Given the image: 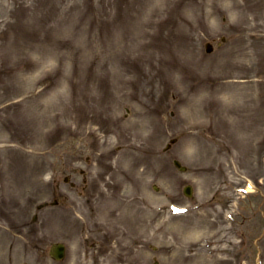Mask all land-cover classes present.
<instances>
[{"label": "rangeland", "instance_id": "374dc122", "mask_svg": "<svg viewBox=\"0 0 264 264\" xmlns=\"http://www.w3.org/2000/svg\"><path fill=\"white\" fill-rule=\"evenodd\" d=\"M248 180L264 194V0H0V264H264Z\"/></svg>", "mask_w": 264, "mask_h": 264}, {"label": "water", "instance_id": "95a60500", "mask_svg": "<svg viewBox=\"0 0 264 264\" xmlns=\"http://www.w3.org/2000/svg\"><path fill=\"white\" fill-rule=\"evenodd\" d=\"M62 250H63V249H62V247H61V248H59L58 251H56V255H55V256H56L57 258H61V257L63 256V252H62Z\"/></svg>", "mask_w": 264, "mask_h": 264}]
</instances>
